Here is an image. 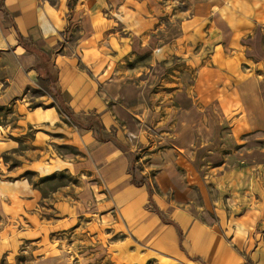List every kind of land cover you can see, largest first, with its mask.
Segmentation results:
<instances>
[{"label":"crops","instance_id":"crops-1","mask_svg":"<svg viewBox=\"0 0 264 264\" xmlns=\"http://www.w3.org/2000/svg\"><path fill=\"white\" fill-rule=\"evenodd\" d=\"M159 1L0 0V69L7 75L0 109L14 106L13 120H0V215L35 229L0 226V256L16 250L13 239L38 248L54 232L79 228L89 243L98 242V255L109 245L117 264H264L255 213L237 218L231 232L196 213L167 165L132 159L139 138L121 101L123 62L147 50L159 63L177 57L194 71L197 100L211 98L238 141L260 131L264 0H193L175 37L159 32L163 17L147 12L156 4L163 14L169 0ZM52 70L73 115L50 92ZM43 86L40 103L30 106L27 90ZM91 119L99 122L88 129ZM26 127L34 132L32 153ZM14 153L17 163L9 159ZM132 164L141 186L133 183ZM153 182L158 190L151 192ZM49 256L46 263L62 259Z\"/></svg>","mask_w":264,"mask_h":264},{"label":"rangeland","instance_id":"rangeland-1","mask_svg":"<svg viewBox=\"0 0 264 264\" xmlns=\"http://www.w3.org/2000/svg\"><path fill=\"white\" fill-rule=\"evenodd\" d=\"M193 6V0H169V7H163V14L161 5L156 4L153 11L147 8V12L163 17L158 24H163L164 28L159 32L175 37L180 34L181 21L192 16ZM154 20L156 25L157 19ZM10 60L7 57V63L14 66ZM122 67V107L128 113L133 134L139 138L132 159L141 157L144 163L153 160L167 165L168 171L175 175L176 185L190 193L188 202L197 207L196 210L193 208L198 211L196 213L201 211L213 224L221 222L232 232V222L250 211L255 213L256 221L262 223L260 232L264 233V128L260 127V131L238 141L230 124L221 117L219 106L211 98L205 102L197 100L194 71L185 68L177 57L159 63L147 50H139L127 58ZM52 72L56 76L55 70ZM5 76L0 69V79ZM43 90L48 89L45 86L30 87L26 102L37 106ZM50 92L55 94L57 91L51 87ZM56 101L63 104L60 96H56ZM5 110L2 112L0 109V120L9 114L12 121L14 106L9 105ZM24 131L25 149L29 153L34 132L30 127ZM15 154L9 156L13 163H17L19 157ZM26 157L29 158L28 155ZM134 168L136 175L135 165ZM28 177L32 179L33 175ZM139 180L137 176L136 181ZM153 184L150 189L158 190ZM165 196L172 199L170 193H165ZM6 222L10 225L13 222L17 228L23 223L29 231L35 230L26 223V219L18 224L16 220L0 215V226ZM85 235L87 232L79 228L54 232L49 236L48 244H40L38 248L32 247L33 240L13 239L11 245L17 247L16 250L9 249L0 256V264H117L111 257L113 253L109 245L105 246L103 254L98 255V242L92 240L93 243H89ZM45 249V255L36 254ZM53 253H59L62 259L57 263H46L47 257Z\"/></svg>","mask_w":264,"mask_h":264},{"label":"trees","instance_id":"trees-1","mask_svg":"<svg viewBox=\"0 0 264 264\" xmlns=\"http://www.w3.org/2000/svg\"><path fill=\"white\" fill-rule=\"evenodd\" d=\"M22 40V39H21ZM47 80L50 82L51 84V87L54 88L57 92H56V96L57 97H61V94H60V90L58 89V87L56 88V84H57V78L56 76L53 75V72L51 71L50 73L47 74ZM61 101H62V105L63 108L70 114V115H73V112L71 111V109L64 103V101L62 100L61 98ZM90 124L88 125V129L92 128L94 124H98L99 121H95L94 119H91L90 120ZM95 135H99L98 133H96V131L94 132ZM100 136V135H99ZM101 139V138H100ZM132 157V156H131ZM131 171L133 172V183L136 185V186H141V184H143V182H137L136 181V177H135V168H134V164H132L131 166ZM145 183V182H144ZM150 191L152 192V190L150 189ZM179 236H180V239H182V232L181 230L179 229Z\"/></svg>","mask_w":264,"mask_h":264}]
</instances>
